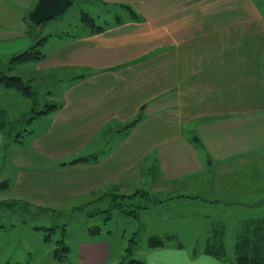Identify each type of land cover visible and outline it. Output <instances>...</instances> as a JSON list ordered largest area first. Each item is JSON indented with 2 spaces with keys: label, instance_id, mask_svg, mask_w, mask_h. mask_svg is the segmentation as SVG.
<instances>
[{
  "label": "crops",
  "instance_id": "crops-1",
  "mask_svg": "<svg viewBox=\"0 0 264 264\" xmlns=\"http://www.w3.org/2000/svg\"><path fill=\"white\" fill-rule=\"evenodd\" d=\"M104 1L128 2L141 16L109 11L112 19L98 24L91 15L101 29L84 24L83 34L59 35L35 61L43 80L76 75L61 87V107L45 115L52 121L35 140L39 154H14L0 195L46 208L48 200L110 202L111 190L166 195L192 189L216 195L220 206L264 210V11L258 0ZM4 143L0 132V168ZM110 250L107 239L90 237L77 264H105ZM138 255L141 264H226L182 245L147 246Z\"/></svg>",
  "mask_w": 264,
  "mask_h": 264
},
{
  "label": "rangeland",
  "instance_id": "rangeland-1",
  "mask_svg": "<svg viewBox=\"0 0 264 264\" xmlns=\"http://www.w3.org/2000/svg\"><path fill=\"white\" fill-rule=\"evenodd\" d=\"M34 2L0 0V122L6 128V133L0 130L5 137L2 148L5 160H2L4 166L0 168V182L10 172V160L14 154H39L35 140L42 133L47 135L45 133L52 119L43 114L29 121L32 108L37 106L43 109L47 103L57 102L63 97L61 87L71 85L76 75L74 71L73 74L66 71L59 75L71 77L68 81H61L58 76L56 79L43 80L45 73L39 72L35 61L24 65L11 61V58L35 45L43 36L49 40L38 47L45 52L57 45L59 35L67 37L83 34L84 24L92 22V17L86 14L92 15L98 24H104L106 18L112 19L109 11L131 13L126 5L121 4L130 5L128 2L114 4L104 0H74V4L63 15L33 26L30 8ZM258 2L264 11V0ZM3 72L20 78L23 86H30L28 93L33 90L35 95H26L15 86L9 87ZM34 77L36 82L33 81ZM26 130L30 133L22 138L24 143L14 141L16 132L26 133ZM209 167V173L212 168L215 170V164ZM12 172L11 184L14 185L18 172ZM115 192L110 191V202L85 203L72 199L52 204L54 202L48 200L46 208L30 207L21 200L4 199V195H0V264H77L81 243L93 236L105 238L110 244L111 250L105 264L126 263L132 259L131 256L142 259L138 250L147 247L153 235L168 236V245L182 244L192 248V251L195 247L201 250L210 236L212 220H224L226 227L232 229L236 228L239 220L264 215L262 209L236 207L230 203L220 206L214 199L216 195L210 199L211 193H195L192 189L166 195L143 190L127 195ZM54 226L55 230L48 229ZM59 239H64L70 247L67 254L59 244L58 253L62 254V260L54 255L55 243ZM229 246L232 247V242Z\"/></svg>",
  "mask_w": 264,
  "mask_h": 264
},
{
  "label": "trees",
  "instance_id": "trees-1",
  "mask_svg": "<svg viewBox=\"0 0 264 264\" xmlns=\"http://www.w3.org/2000/svg\"><path fill=\"white\" fill-rule=\"evenodd\" d=\"M126 7L131 11V13L139 18L141 15L133 9L130 5H126ZM85 16L90 17V15L86 14ZM91 18V17H90ZM92 22L86 24L88 26L94 27L93 30L97 31V29H101L102 26H99L94 22V18H91ZM85 22V21H84ZM34 26V24H33ZM36 27V26H35ZM46 36H43L37 40L35 45L30 46L28 49L16 53L11 61L16 63L24 64L26 62L31 61H39L43 59L46 55L38 45L42 44ZM3 77L8 84L9 87H17L22 90V92L26 95L34 96L35 92L33 90L28 93L30 90L29 85L23 86V81L19 80L20 78H16L17 76H9L6 72H3ZM14 79L15 81L11 80ZM61 107V103L53 102L47 103L45 108L41 109L37 106L32 108V114L28 118L29 121H33L37 117L43 114H48L56 111ZM133 124V123H132ZM130 124V126L132 125ZM5 124L0 122V130L5 132ZM6 133V132H5ZM30 131L26 130V133L16 132L14 135V141H22V138L26 136ZM4 134V133H3ZM10 136V133L7 132ZM11 139V138H10ZM8 146V145H7ZM98 158V154L93 155L92 157H84L74 160L73 162L78 161H91ZM8 187V181L4 180L0 182V189H4ZM2 204V202H0ZM247 208V204L244 206ZM211 230L210 236L206 239V244L203 249H198L195 247L193 249V254L206 253L220 259L223 262H227V264H264V215L257 217L255 219H242L239 220L236 224V228L228 229L226 227L225 221H220L219 219L212 220L210 222ZM48 228L49 230H55L56 226ZM227 234V235H226ZM47 235L50 236L48 233ZM172 237H175L172 235ZM171 237V238H172ZM49 239V237H47ZM170 239L168 236L166 238L153 235L149 239L148 247H157L168 245L167 240ZM232 242V247L230 248L229 243ZM59 244L62 246V250L64 253H69L70 247L67 243H65L64 239L57 240L55 243L56 247L54 250V255L57 259L62 260V254L58 253ZM182 245V244H179ZM184 246V245H182ZM192 249V248H191ZM130 250V249H129ZM232 250V252H230ZM132 259H129L125 262H117L115 264H141L142 259H137L131 256ZM68 264H72L69 262Z\"/></svg>",
  "mask_w": 264,
  "mask_h": 264
},
{
  "label": "water",
  "instance_id": "water-1",
  "mask_svg": "<svg viewBox=\"0 0 264 264\" xmlns=\"http://www.w3.org/2000/svg\"><path fill=\"white\" fill-rule=\"evenodd\" d=\"M74 4V0H38L30 12V20L40 25L44 20L63 15Z\"/></svg>",
  "mask_w": 264,
  "mask_h": 264
}]
</instances>
